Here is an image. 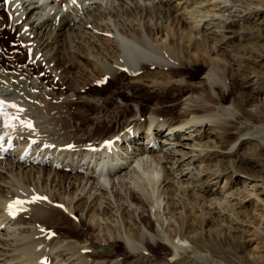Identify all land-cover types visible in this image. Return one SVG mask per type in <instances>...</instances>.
<instances>
[{
	"label": "bare ground",
	"instance_id": "obj_1",
	"mask_svg": "<svg viewBox=\"0 0 264 264\" xmlns=\"http://www.w3.org/2000/svg\"><path fill=\"white\" fill-rule=\"evenodd\" d=\"M190 1L191 3H189ZM209 1L211 2V0ZM52 2L53 0H11L9 5V12H12L13 17L12 23L17 29V35L14 43H11V47L15 44L16 50L8 57L10 63L0 62V96L11 104L15 101L25 107V111L20 112L19 115L25 121L30 120L34 128L29 129L21 125L6 127V121L0 117V135L5 137L4 144L0 146V155L7 143L13 141V149L8 155L0 156V230L5 231L4 236L0 234V264H106L107 260L94 253L93 245L103 244L105 246L110 243L123 246L127 253V259H129L127 264H195L196 258L183 254L188 251L189 247L192 249L194 247L195 251L200 250L198 239L204 232L203 227L199 229L197 225L199 223L203 226L207 216L205 214H211L208 203L211 206L216 205L215 208H218L220 215H224L227 210L230 214L229 218L236 222H239L236 207L237 205L243 207V200L249 198V194L257 197L264 205V200L258 198L255 192L250 193L247 188L244 190L246 192L242 188L235 193L230 192V189L226 190L224 194L217 192L216 194L222 197L221 199L217 198L215 203L206 197L211 192L209 180L213 178L219 180L225 177L226 180L222 186L224 189L233 178L234 173L238 172L235 160L230 162L231 166L222 169H219L217 163L213 164L212 161L216 157L212 156L225 158L230 154L218 152L217 148L209 143L210 141L197 145V154L192 159L198 160L199 165L196 166L195 163L186 165L190 168L191 165L194 166L190 171L193 178L191 181L188 180V187L180 186L177 181L179 188L183 189V193L180 192L182 197L178 198V203L166 198V195H171V187L174 185L176 177H171L172 175L166 169L165 164L168 162L167 158H170L169 155L173 156L176 151H180L175 148L181 145L172 138L177 139V135L182 134L180 140L188 139L189 137L185 136L188 134L185 130L193 132L198 127L205 131V128H208L223 134L228 142L224 149L229 148L228 137H230L229 131L233 127V122L229 119L224 120L228 114L225 113L223 105L228 101L226 93L234 94L235 90L239 91V88L243 86L241 85L243 82L241 84L236 82L235 85L232 81L233 66L240 58L239 50L238 53L236 52L237 58L234 55H228L230 60L224 59L223 55L217 51V42L210 46L207 38L198 39L201 26L210 24L207 22V17L215 16L212 14V9L202 7L203 3H206L205 0L184 1V4H191V8L188 10V5L183 8L185 14L190 17L186 23L181 21L182 27L178 33L171 32L173 12L162 0H75V3L72 0H56V4ZM225 2H230L234 8H237L234 11L235 15L230 13L228 18L225 17L226 20L239 18L240 21L248 22L251 19L250 16L258 15L259 7L264 8V0H223L220 3L225 4ZM208 6L217 9V4ZM123 16L126 17L123 18ZM129 17L132 18L131 21L127 19ZM143 17L153 20L166 18L165 23L170 21L167 25L164 24L161 31H158V33L164 31L168 33V42L159 45L154 43L152 37L155 34L149 26H144L146 33H142L141 28L143 29V27L140 26ZM121 18L124 21H121ZM134 21L138 23L134 25ZM113 24L114 28L111 26ZM2 25L6 27L4 22ZM122 28H124L126 36L119 33V29ZM222 38L224 39V37ZM226 42L234 48V40L229 39ZM77 45L80 50L92 49L94 54L101 57L99 60L104 59L108 63L99 62L98 59L97 62L90 63L91 84H96L99 81L98 78L96 79L97 76L102 77L109 74L111 78H114L122 73L124 68H127L130 73H136L135 78L139 81L147 75L137 73V67L143 69L145 64L154 65L158 72L168 73L167 78H161L165 80L162 82L163 84L177 83L181 86L179 92L184 94L180 104L183 107L182 113L174 117L171 109L163 110L156 107L152 110L156 118L163 115H170V118L167 120H158L157 118L151 120L146 126L141 122V118H133L125 123L120 132L107 135V137L100 133L96 136L97 138L92 136V129L87 135H82L72 126L63 128V125H52L49 117L47 119V114L56 109L50 100L57 93L52 90V94H48L52 99H48L46 93L36 95L35 91L44 82L42 72L49 70L52 76H57L55 71L59 70V62L65 60L71 65L69 62L71 60L66 59V55H62L60 51L72 46L75 48ZM2 47L5 46L0 44V48ZM120 47L125 49L123 54ZM5 48L7 49V47ZM23 50L26 60L24 64H19L17 62L23 58L21 54ZM234 50L232 49V51ZM86 64L89 65V62ZM33 65L34 69L31 71L30 66ZM204 69L210 74H206L207 76L203 77V80L197 82ZM96 72L98 73L96 74ZM158 74L160 75V73ZM87 76L85 74V84L88 82ZM175 76L180 79H176ZM182 76L185 78L181 79ZM239 92V102L235 104L239 113L242 112L250 120H256L264 125V97L261 104L253 108V112H247L244 110V106L249 103L250 97ZM39 101L43 105H39ZM10 110L15 114L16 110ZM217 115L225 118H219ZM233 116L237 118L236 120L240 118L234 113ZM147 126L154 127L156 130V136L153 139L162 137L165 143H156L155 140L150 139L151 135L147 133L146 141L148 143L145 146H140L141 138L138 133ZM164 127L166 131H163ZM181 130L182 132L179 133ZM6 134H11L9 141ZM105 139H117L115 142L117 147L113 153L89 151L90 148L99 146L100 142ZM45 145H49V147H45ZM53 145L54 148L51 147ZM69 145L72 147L67 149ZM172 145V149H167L170 153L168 152L167 155L166 152L163 153L162 148ZM29 146H31L30 153L26 159H22L21 153ZM19 150L21 151L19 152ZM47 155H49V160L46 161L48 165L44 166L42 162ZM104 158L107 159L104 160ZM91 159L98 166L108 162V164H103L104 173L96 175L94 170L90 171L85 163ZM99 160L101 161L98 162ZM179 161L171 163L174 169L176 166V170L177 167H180ZM57 162L61 163L63 168L66 165L69 166L70 170L65 171L68 177H61V180L55 179V175L60 173L56 170ZM158 168L163 172L161 179L158 177V174L161 173ZM81 169L85 170V175L76 174ZM183 170L181 169V172ZM228 170L231 171L228 172ZM123 171L125 174L122 173ZM45 175L48 177L45 184L49 188H43L39 183L40 180H44ZM115 178L118 180L115 181ZM106 179L109 182H106ZM107 183L110 185L111 196L107 190ZM116 183L119 191L116 188ZM245 183L247 182L244 181ZM65 185L68 186V189L64 187ZM122 190L125 191L124 194L121 193ZM175 191L179 193L178 189ZM246 193L247 195H245ZM156 195L159 197V203L154 201ZM33 196H47L49 202L43 200L31 202L25 205L15 218L6 211L9 200L16 197L32 199ZM235 196L237 199L229 200ZM56 203L66 206L68 216L85 212V222L89 223L88 228L91 230V233L88 234L89 239L83 238V234L76 230H72L71 234H68L70 228L62 231L54 229L63 218L61 211L65 212L60 208L55 209L53 205ZM224 203H227L226 208ZM155 204H159V209L155 211L154 215L160 229L153 234L152 225L146 217V212L149 207H154ZM196 209L198 212L201 209L199 215L193 212ZM161 212L169 220L165 229H163ZM43 228L51 230L46 233L41 231ZM165 233L168 234V238H177V245L172 244L173 262L166 261L165 263L164 258H157L155 254H152L154 250L159 251L164 248L166 239L163 236ZM50 234L53 236L48 240ZM154 236L159 241H155ZM211 236L209 234V237ZM197 251L196 254H198ZM146 252L150 253L152 257H148ZM88 256L92 257L91 262L87 259ZM45 258H47V263L43 262ZM116 258L119 256L114 257L107 264H124L121 263L123 258L114 261ZM241 262L244 264L253 263Z\"/></svg>",
	"mask_w": 264,
	"mask_h": 264
},
{
	"label": "rangeland",
	"instance_id": "obj_2",
	"mask_svg": "<svg viewBox=\"0 0 264 264\" xmlns=\"http://www.w3.org/2000/svg\"><path fill=\"white\" fill-rule=\"evenodd\" d=\"M162 1L165 3V5H168V8L172 9L173 12L171 17L173 19L171 32L178 33V30H180L182 27L181 21L186 23L189 21L190 17L189 15L185 14L186 12L185 10L183 11V8L188 5V10L191 8V4H184L185 0ZM205 1L206 3H203L204 5H202V7L205 6L204 9H212V14L215 16L210 15L207 17V22L210 24L209 26L207 24L203 25V27L201 26L200 37H198V39L202 40L207 38L210 46L217 42V51L220 55H223L222 58L224 59L230 60V58H228L230 55H234V57L237 58V53L239 52L240 58L239 60H236V64L233 66L232 81L235 85L236 82L239 84L243 82L241 84L243 86L239 88V91L250 97L248 100L249 103L244 106V110L247 112H253V108L261 104V101L264 97V8L259 7L258 15L250 16L251 19H249L248 22L240 21L239 18L226 20L225 17L228 18L230 13L235 15L234 11L237 8H234L230 2H225V4L220 3L223 0H211V2L209 0ZM3 3L4 0H0V44L7 47V49L5 47L0 48V62L10 63L8 57L15 51V44L11 47V43H14L15 41L17 29H15L12 23V12H6V10L3 9L5 8L3 7ZM52 3L56 4V0H53ZM189 3H191V1ZM209 4H217V9L216 7L212 8V6H208ZM9 13L11 14V17L9 16ZM219 14H222L223 16ZM124 17L126 16H123V18ZM123 18H121V21H124ZM127 19L130 21L132 20L130 17ZM151 19L148 17H145V19L143 17L141 19L140 27H143V29L141 28L142 33H146L144 26H149L153 29L155 34L152 37L154 43L159 45L161 43H166V41L168 42V33L166 31L163 33H158V31H161L162 27L170 23V21L165 23L164 21L166 18H155L154 20L152 19L153 21ZM2 22L6 24V27L2 25ZM111 23L113 22L111 21ZM117 23L119 22L117 21ZM133 23H135V21ZM136 23L134 25H136ZM111 26L113 28L115 27L114 24ZM183 27L186 28V26ZM119 30L120 34L122 33V35L126 36L124 28ZM222 37H224V39ZM229 39L235 41L234 48L230 47L226 42ZM68 49L72 51H69ZM68 49L61 50L60 52H62V55H66V59L68 58V60H71L69 61L71 65H69L65 60H62L63 62H59V70L55 71L57 76H52L48 70L46 72H42L41 74L43 76L42 79L44 82L43 84L39 85V88L35 91L36 95H39L40 93H46V98L48 99H52L51 96H48V94H52V90L57 93L55 96H53V99L50 100L56 109L51 113L48 112L47 114V119L49 117L50 123L52 125H63V128H70L72 126L74 129L78 130L79 134L82 135H87L92 129V136L94 135V137H96L100 135V133H103V136L107 137V135L120 132L124 128L125 123L133 118H141V122H143L145 126L151 120H156L158 117L156 118V116L152 113V110L156 107L163 110L171 109L172 116L174 117H177L182 113L183 107L180 104L183 100L184 94H180L179 92L181 86L177 83L163 84L165 80L161 78H167L169 74L158 72V69L154 68V65L148 66L145 64L143 69H141V67H137V73H140L141 75H147V77H144L139 81L136 80L137 78H135L136 73H130L128 71L122 70V73H120L118 76H115L116 78H111L109 74H105L102 77L97 76L96 79L98 78L99 81H96V84H91L92 73H90V63L94 61L97 62V59L99 60L101 57L98 54H94L90 48L87 49L88 51L80 50L78 45L75 48L73 46L71 48L68 47ZM132 49L135 50L134 48ZM232 49H235L236 51H232ZM120 51H122L121 53L123 54L125 49L120 47ZM230 51L231 53H228ZM21 54L23 55V58H21L17 63L24 64L26 60L24 50ZM62 55H60L61 58H63ZM72 61L75 63L73 64ZM100 61H104V59L99 60V62ZM87 62H89V65L86 64ZM104 62L107 63V61ZM231 63H233V61H231ZM42 66H44V64H42ZM30 68L32 71L34 69V65L30 66ZM35 72L37 71L35 70ZM202 72L200 73V79H198L197 82H200L203 80V77H206L210 74V72L207 73L206 69H204ZM97 73L98 72H96V74ZM158 73H160V75ZM85 74L88 75V82L86 83L87 85L85 84ZM104 77H108L107 81L101 80ZM184 78L185 76L181 77V79ZM176 79L180 78L176 77ZM239 91L235 90L234 94L230 95L226 93V95H228V101L227 104L223 105L224 107H222L225 113L227 112L226 114H228L229 117L227 116L225 118L217 115L219 118H225L224 120L229 119V121L233 122V127L229 131L231 134L230 137H228L230 142L228 149H224L228 144V142H226L227 138H225L224 135L220 134L217 130L214 131L208 128H205V131L204 129H199L198 127L195 128L196 131L193 132L185 130V132L188 133L185 135L186 137H189L188 139L186 138L184 140H180L182 134H178L177 139L172 138L173 140L175 139L174 141H178L181 145L175 148L176 150L179 149L180 151H176L175 155H173L174 157L169 155L168 157L170 158H167L168 162L165 164V166H167L166 169L172 175L171 177H176L174 179V185L171 187V195H166V198L170 201H175L178 203V198L182 197L181 193H183V189L179 188L177 181L180 183V186L183 185L184 188L188 187L187 185L189 181H191L193 178V176L190 175V171L194 168V163L196 166L199 165L198 160L192 159V157L196 156L197 154V145L203 144L207 141H210L209 143L215 146L218 152H223V154L224 152H228V154H230L225 158H217V156H212L213 158L216 157L212 161L213 164L217 163L219 169H222L224 167L226 168V166H231L230 162L235 160L238 162L235 163L236 170L238 172L234 173L233 178L228 182L224 189L222 186L225 183V177L219 180H215L214 178L209 180L211 192H209L206 197L215 203L222 197L221 195L216 194L217 192L224 194L226 190L230 189V192L235 193L240 188H242L243 191L245 188H247L250 193L255 192L258 195V198L264 200V125L258 123L256 120H250V118L243 115L242 112L239 113V111L236 109L235 104L239 102ZM39 105L43 104L39 101ZM233 113L238 115L240 118L236 120L237 118L233 116ZM169 118L170 115H163L160 116L158 120H167ZM165 129L166 128L164 127L163 131ZM181 132L182 130L179 133ZM141 134V139L139 140L141 142L140 146H142V142L143 146H145L148 143V141L145 139L146 133L141 132ZM202 135L204 136L202 137ZM159 140H161V144L165 143L164 139V141L162 139ZM193 145L195 146L193 147ZM168 148L172 149L173 145L171 147L166 146L162 148L163 153L166 152V155L169 152V150H167ZM221 159L222 162H220ZM178 160L181 161H179L181 164L176 170V166L174 169L171 163ZM188 163L193 164L191 165V168L186 166ZM43 165L47 166L48 164L44 163ZM180 168L184 169L182 171L183 173L181 172ZM158 169L161 170L160 168ZM188 169L190 170L188 171ZM230 169L232 168L230 167ZM56 170L60 173L55 175V179L61 180L62 178L68 177L64 169ZM81 171L76 172V174L85 175V170ZM230 171L231 170H228V172ZM122 173H124V171ZM127 174L129 173L127 172ZM162 174L163 172L161 170V173L158 174V177L162 178ZM47 178V175H45V178H43L44 180H40L39 182L43 188H49L45 184V182H47ZM117 180L118 178H115V181ZM107 181L109 182L108 179H106V182ZM244 181L247 183L244 184ZM106 186H108L107 190L109 192V196H111L112 193L109 183H107ZM131 186L133 187V185ZM64 187H67L68 189L67 185ZM116 188H118L119 191L118 184L116 185ZM177 189L179 190V193H177L178 191H175ZM123 192L125 193L124 190H122L121 193L124 194ZM245 195H247V193ZM234 198L237 199L235 196L229 200ZM154 201H157V203L160 202L158 195L155 196ZM104 205H106V203H104ZM158 205L159 204H155L154 207H149L146 212V217L149 219L152 225L153 234H155L156 231L160 229V225L155 221L154 215L155 211L159 209ZM226 205L227 203H224L225 208ZM242 205L243 207L239 205L236 207L238 214L237 216L239 218V222H236L229 218L230 214L227 210L224 215H220L218 214V208H215L216 205L211 206L210 203H208V208L211 209V212L209 213L211 214H205L207 216L206 218L204 216L206 220L203 226L199 223L197 225L199 229L203 227L204 232L203 235L198 239L200 250L197 249L198 251H196L198 254H196L194 247L193 249L192 247H189L188 251L184 252L183 255L196 258L195 264H244L241 261H248L249 263L253 262L252 264H264V205L259 199H257V197L250 194L249 198L247 197L245 200H243ZM53 207L55 209H59L54 205ZM187 211L192 212L190 210ZM193 212L197 213V215L200 214L197 209L193 210ZM61 213L63 214V218L60 220V223L57 224V228L54 227V229L62 231L66 228H70L71 230L68 232V234H71L72 230H76L78 233L80 232V234H83V238L89 237L88 234L91 233V230L88 228L89 223L87 221L85 222V212L77 213L78 215L74 214L76 215V218H72L71 215L68 216L66 212L61 211ZM194 215L197 216L196 214ZM222 220L224 221L222 222ZM162 221L163 229H165L168 226L169 220L166 219L164 214L162 215ZM172 223L173 226H175L173 221ZM18 231L19 230L17 229V233ZM0 234L4 236L5 231L0 230ZM74 234L77 235L76 233ZM165 234L163 236V238L166 239L164 241V248H161L159 251L154 250L152 254H155L157 258H164L165 263L166 261L173 262L171 255L173 254L174 249L172 244L177 245V238H168V234ZM209 234L212 236L209 237ZM153 238L155 241H159L157 237L154 236ZM93 249L94 253L99 254L103 259L107 260L106 264L116 256L123 258L121 263L127 264L129 261V259H127V253H125L121 244L117 246L111 243L105 246H103V244L100 246L95 244L93 245ZM146 255L150 258L152 257V255L148 252H146ZM200 256L202 257L200 258ZM91 258V256L87 257L90 262ZM119 258L114 259V261Z\"/></svg>",
	"mask_w": 264,
	"mask_h": 264
},
{
	"label": "snow or ice",
	"instance_id": "obj_3",
	"mask_svg": "<svg viewBox=\"0 0 264 264\" xmlns=\"http://www.w3.org/2000/svg\"><path fill=\"white\" fill-rule=\"evenodd\" d=\"M7 2V0H6ZM73 3H75V0H72ZM8 108H14L17 109V112L23 111V109L18 108V106L16 104H11L8 103L4 100H0V116H4L5 117V121L6 123L9 122V120H19V123L21 126L27 127L29 129H33L34 125L33 123L29 120V121H25L20 119L19 116H12L10 113H8L6 111V109ZM10 126H14V125H10ZM107 145H111L112 141H106L105 142ZM45 147H49V145H45ZM68 147H72L71 145H69ZM47 197H41V196H33L32 197V201L31 202H35L36 200H46ZM25 203V201L23 200H15L13 202H10L7 206V210L9 212L10 215H15L16 212L22 208L23 204ZM62 207V206H61ZM41 231H43V229H41Z\"/></svg>",
	"mask_w": 264,
	"mask_h": 264
}]
</instances>
